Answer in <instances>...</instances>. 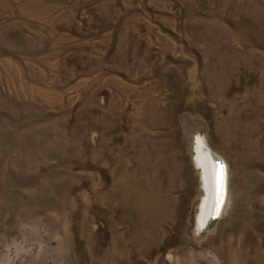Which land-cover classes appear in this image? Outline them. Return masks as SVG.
<instances>
[{
    "label": "rangeland",
    "instance_id": "374dc122",
    "mask_svg": "<svg viewBox=\"0 0 264 264\" xmlns=\"http://www.w3.org/2000/svg\"><path fill=\"white\" fill-rule=\"evenodd\" d=\"M0 264H264V0H0Z\"/></svg>",
    "mask_w": 264,
    "mask_h": 264
},
{
    "label": "bare ground",
    "instance_id": "6f19581e",
    "mask_svg": "<svg viewBox=\"0 0 264 264\" xmlns=\"http://www.w3.org/2000/svg\"><path fill=\"white\" fill-rule=\"evenodd\" d=\"M206 142L203 137H198L195 145V163L201 171L202 186L204 190V198L201 202L199 213L197 216V225L199 226L203 220L212 213L215 204L216 195L220 185V173L217 164L212 161L205 151ZM226 188V187H225ZM227 190V189H226ZM226 198V197H225ZM225 202V199H224ZM223 202V204H224ZM252 200L247 202V212L245 214V222L250 219L249 207ZM255 205V203H254ZM258 205V203L256 204ZM261 207L259 204L258 208ZM246 227V226H245ZM248 257V256H247Z\"/></svg>",
    "mask_w": 264,
    "mask_h": 264
},
{
    "label": "water",
    "instance_id": "95a60500",
    "mask_svg": "<svg viewBox=\"0 0 264 264\" xmlns=\"http://www.w3.org/2000/svg\"><path fill=\"white\" fill-rule=\"evenodd\" d=\"M205 151L207 156L214 161L218 168H219V173H220V185H219V189L216 195V199H215V204L213 207V211L211 214H209L204 220L203 222L197 226V228L199 230H205L206 228L209 227V225L211 224V222L216 219L222 209L223 206V202L226 196V171H225V164L223 162V160L217 155L215 154L213 151L210 150V148L205 145Z\"/></svg>",
    "mask_w": 264,
    "mask_h": 264
}]
</instances>
